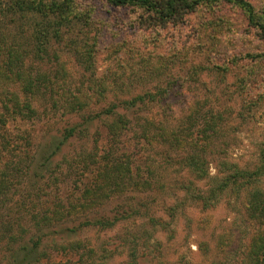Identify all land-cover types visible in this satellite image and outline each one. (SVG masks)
Returning a JSON list of instances; mask_svg holds the SVG:
<instances>
[{
    "label": "rangeland",
    "instance_id": "1",
    "mask_svg": "<svg viewBox=\"0 0 264 264\" xmlns=\"http://www.w3.org/2000/svg\"><path fill=\"white\" fill-rule=\"evenodd\" d=\"M249 1L264 11V0ZM74 2L83 14L72 26L34 11L0 16V62L10 51L20 54L32 74L50 73L55 92L52 98L50 93L29 96L37 104L33 114H7L3 132L9 143L0 146V172H12L14 181L9 198L0 205V264L10 260L9 233H17L23 224L27 242L36 233L30 215L50 214L56 202L78 203L84 186L95 179L97 167L91 158L100 159L109 151L129 157L132 173L150 180L152 187L138 189L131 180L124 193L110 194L98 207H77L69 218L43 226L39 252L44 254L31 264H81L90 256L88 248H93L94 258L109 250L107 264H128L132 248L138 255L134 264H238L260 228L246 217L242 197L224 194L211 208L201 209L191 191H205L211 181L195 180L174 161L163 166L159 162L166 153L198 149L207 156L211 176L221 163L252 167L257 162L264 148L260 31L238 6L223 0L199 5L180 23L165 24L153 23L148 11L136 6ZM59 68L63 75L53 77ZM101 84L115 88L118 99L160 89L162 102L152 107V115L164 118L171 128L179 123V132H189L193 140L176 147L149 144L134 124L113 147L99 108L64 113L61 105L65 95L70 97L67 91L92 93ZM139 114L151 116L147 111ZM70 126L83 130L64 139ZM194 141L198 146H192ZM47 155L48 161L39 165ZM16 166L20 174L12 170ZM102 216L120 219L111 227L86 224ZM76 241L81 247H60ZM154 243L157 250L151 249Z\"/></svg>",
    "mask_w": 264,
    "mask_h": 264
},
{
    "label": "trees",
    "instance_id": "2",
    "mask_svg": "<svg viewBox=\"0 0 264 264\" xmlns=\"http://www.w3.org/2000/svg\"><path fill=\"white\" fill-rule=\"evenodd\" d=\"M112 7H126L136 6L142 8L150 14L149 19L155 24L165 23H180L184 17L196 10L201 4H212L219 0H104ZM238 6L246 15V18L252 26H255L264 38V11L258 12L254 5L249 0H223ZM34 11L39 12L42 16L52 15L57 20V24H76L78 20L82 19V12L78 10L74 0H0V16L7 12H25ZM21 56L12 51L9 52L8 58L4 62H0V146L5 148L8 145V139L4 135V127L7 122V114H22L35 113L37 104L33 97L35 94L42 95L43 93H50V98L54 94V88H50L52 77L50 73L42 71L36 73L28 71L23 67ZM5 66V67H4ZM63 75V71L59 68V72H54L53 77ZM115 88H109L106 85H100L92 88V93H87L85 90H78V92H68L70 97L65 95L66 100H62V107L64 113H72L80 110H85L90 107L99 108L103 114L100 119L106 120L107 134L114 147V140L121 136L124 132L135 126L139 127V135L144 138L149 144L158 143L168 147L182 145L188 143V139H192V134L189 132L182 135L179 131V123L174 128L166 125L164 118L159 119L152 115V107L159 105L161 100V90L154 92L145 90L141 94H135L128 98L118 99L115 96ZM62 92L65 91L62 89ZM112 96L118 100H106L104 97ZM35 97V96H34ZM103 99V100H102ZM53 98V106L57 107ZM58 100V99H57ZM129 110L130 114L127 113ZM147 111L151 116L146 114H139V112ZM191 112H194L191 111ZM155 113V112H154ZM188 119L193 117L190 113ZM135 122H134V119ZM187 120V119H186ZM213 126H210V129ZM82 128L77 126H70L65 129L64 139L74 135L76 131H82ZM189 136H191L189 138ZM193 140V139H192ZM192 146H198L196 141L190 142ZM111 144V143H110ZM59 145V144H58ZM59 147V146H58ZM50 155V154H49ZM49 155L41 161L39 165L45 164L48 161ZM102 155V154H101ZM45 157V155H44ZM103 159H102V158ZM100 159L91 161L96 162L95 179L90 185L84 186L82 192L77 198L78 203L63 204L56 202L55 206L50 210V214H32L30 215L29 223L35 227L36 233L29 241H23V237L28 233V228L23 224H19V231L17 233H9L7 239L8 250L10 251V260L7 264H31L39 261L44 253H40V243L45 236L41 232L43 226H50L56 221H63L69 218L77 207H81L86 211L92 206L98 207L103 201L110 197L112 193H124L127 183L131 180L135 187L142 188L148 186L152 187L151 181L148 179L137 178L132 173L129 157L126 159L114 156L112 151L106 153V156H101ZM164 160L159 162L160 166L166 165L174 161L179 169H186L190 175L197 181L205 180L211 181L210 186L205 190L195 188L194 193L191 191V198L200 203L201 209H207L214 206L219 198L224 194H232L237 197L241 196L244 204V212L248 219L257 223L260 228L255 231L250 237L248 244L243 251L238 264H264V148L260 149L257 162L252 167H241L236 163L226 162L222 164L223 167L217 170L216 175L211 176L209 173V161L204 152L196 150L183 151L175 155L166 153ZM86 160V159H85ZM87 163V161H85ZM93 163V164H94ZM16 174H20L21 167H14L12 170ZM7 169L0 173V205H4L7 198H9V191L13 185V173L6 172ZM136 177V178H135ZM135 178V179H133ZM192 181L185 186V189H190ZM141 186V187H140ZM40 214V215H39ZM120 217L102 216L96 220H87L86 224L99 227H111ZM12 228L10 227L8 232ZM24 235V236H23ZM48 235V234H47ZM22 238V241L20 240ZM31 241V242H30ZM54 244L58 242L51 240ZM30 242V243H29ZM60 244V243H59ZM82 243L80 241L67 242V245L61 244L60 247L79 248ZM157 243H154L153 248L158 249ZM148 249V245L146 244ZM93 248H88L89 257L83 259L81 264H107L109 258V250L104 249V254L100 258L91 256ZM151 252V251H150ZM130 261L128 264H134L137 260V253L135 248L130 250ZM64 264V263H56Z\"/></svg>",
    "mask_w": 264,
    "mask_h": 264
}]
</instances>
